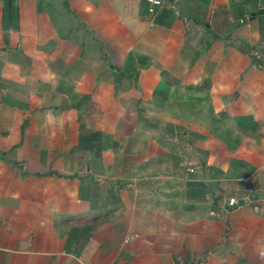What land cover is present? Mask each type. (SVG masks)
I'll return each mask as SVG.
<instances>
[{
	"label": "crops",
	"instance_id": "crops-1",
	"mask_svg": "<svg viewBox=\"0 0 264 264\" xmlns=\"http://www.w3.org/2000/svg\"><path fill=\"white\" fill-rule=\"evenodd\" d=\"M2 1L0 264H264L260 17Z\"/></svg>",
	"mask_w": 264,
	"mask_h": 264
},
{
	"label": "rangeland",
	"instance_id": "rangeland-1",
	"mask_svg": "<svg viewBox=\"0 0 264 264\" xmlns=\"http://www.w3.org/2000/svg\"><path fill=\"white\" fill-rule=\"evenodd\" d=\"M252 0V4L250 5L249 8H251V10H248V6H245V4L250 3V0L247 2V0H232V9H233V13L236 12L235 11V7L243 5L244 10L247 9L248 13H255V9L256 6L259 4L258 2ZM261 2V4H264V0H259ZM261 8V7H260ZM259 9V8H258ZM257 9V11H258ZM249 15L246 14L244 16H242L243 20H249ZM256 17H260L258 19L255 18V22H252L254 24V26H250L247 30H248V34L250 35V41L252 43H250L251 45H253L251 48H249V53L250 56L254 59V60H259V62H264V14H259ZM251 20V19H250ZM254 20V19H253ZM259 20V21H258ZM258 21V22H257ZM239 23H241L239 21ZM258 24V25H256ZM258 30V33L260 31V36L259 37H255V31Z\"/></svg>",
	"mask_w": 264,
	"mask_h": 264
},
{
	"label": "trees",
	"instance_id": "trees-1",
	"mask_svg": "<svg viewBox=\"0 0 264 264\" xmlns=\"http://www.w3.org/2000/svg\"><path fill=\"white\" fill-rule=\"evenodd\" d=\"M248 1L249 0H247V2ZM254 1L259 3V0H254ZM2 3H3V25L6 27L10 24L13 25V23L17 22V19H18L17 7L15 5V2L14 0H3ZM249 4H252V0H250ZM260 7H263V6H256L255 14L253 16H251V13H248L249 15L248 18L250 19L255 18L258 15L257 9Z\"/></svg>",
	"mask_w": 264,
	"mask_h": 264
},
{
	"label": "built area",
	"instance_id": "built-area-1",
	"mask_svg": "<svg viewBox=\"0 0 264 264\" xmlns=\"http://www.w3.org/2000/svg\"><path fill=\"white\" fill-rule=\"evenodd\" d=\"M147 2V13L149 16H153L157 9L164 3V0H146ZM154 22L150 21V26H153ZM238 200L234 197L229 198L228 205L233 206L237 205Z\"/></svg>",
	"mask_w": 264,
	"mask_h": 264
},
{
	"label": "water",
	"instance_id": "water-1",
	"mask_svg": "<svg viewBox=\"0 0 264 264\" xmlns=\"http://www.w3.org/2000/svg\"><path fill=\"white\" fill-rule=\"evenodd\" d=\"M257 13L264 14V7L259 8L258 11H257ZM254 14H255L254 12L251 13V16H253ZM254 198H256V194L255 193L252 194L251 196H249L248 199L252 200ZM248 199H246V200L239 199L238 202H237V205H241V204L245 203Z\"/></svg>",
	"mask_w": 264,
	"mask_h": 264
}]
</instances>
